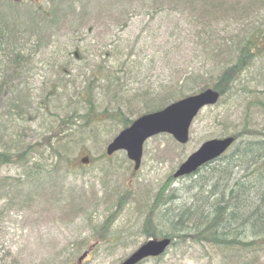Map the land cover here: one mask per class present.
<instances>
[{
    "label": "trees",
    "instance_id": "16d2710c",
    "mask_svg": "<svg viewBox=\"0 0 264 264\" xmlns=\"http://www.w3.org/2000/svg\"><path fill=\"white\" fill-rule=\"evenodd\" d=\"M78 1L43 0L40 4V0H0V116L6 115L0 119V235L10 214L21 217L29 211L38 214L37 221L47 213L52 214V221L64 223L85 217L93 231H80L52 263L39 264H84L78 258L93 249L91 237L106 238L107 243L114 240V246L130 245V230L110 236L115 219L127 205L125 199L130 198V187L122 181L124 187L113 197L112 191L102 188L99 196L97 185L124 179L126 172L121 168L131 174L135 170L126 154L119 164L110 162L114 154H106L105 144L135 117L187 94L212 87L222 97L238 89L244 111L237 117L223 115L215 120L221 134L234 136L232 147L195 173L177 179L180 181L169 175L153 195L137 204L136 212L142 215L138 230L146 238L170 237L173 246H209L224 264H259L264 258V118L258 123L255 115L264 114V103L254 96H264L259 89L264 86V0ZM142 11H147L149 23L165 14L174 16L163 34L164 26L158 27L153 45H149L152 48L138 46L147 25L132 43L119 37L105 41V32L115 26L126 27L131 16ZM89 17L99 24L87 28L96 42L87 48L72 41L65 49L71 56L58 66L51 88H44L40 96H46L45 103L62 94L58 89L69 96L68 85L76 81L71 65L78 55L87 60L86 84L75 85L72 91L77 97H68L65 112L56 115V128L37 134L38 127L30 123H38V110L23 72L58 34H83ZM47 52L56 54L52 47ZM144 64L152 65L151 70L161 77L147 83L138 81ZM99 93L111 96L114 107L102 108ZM254 106H258L256 110ZM26 135L31 140L27 141ZM85 142L96 148L98 155L94 165L88 167L85 161L79 167L82 173L75 171L80 173V182L74 188L68 183V174ZM9 165H16L18 171L3 174ZM101 203H109L110 214L99 224L93 223L90 216ZM195 207L208 211L196 229L184 225Z\"/></svg>",
    "mask_w": 264,
    "mask_h": 264
},
{
    "label": "rangeland",
    "instance_id": "374dc122",
    "mask_svg": "<svg viewBox=\"0 0 264 264\" xmlns=\"http://www.w3.org/2000/svg\"><path fill=\"white\" fill-rule=\"evenodd\" d=\"M42 2L43 0H40V4H42ZM80 3H84V1L81 0L77 2V4ZM144 12L147 11L133 14L129 19L127 26L124 28H117L116 26L110 28L107 33L105 32V41L112 42L119 37L127 38L130 40V43H132L135 37L138 34H141L142 30L145 29V25H147L149 26V29L143 33L141 41L138 42V46L141 44L143 46L153 45V36L158 34V27L162 25L164 26L160 31V33L163 34L174 19V16L165 14L163 16H158L156 21L149 23L147 21L149 15ZM104 15L109 16L107 13ZM161 19L162 22L160 21ZM94 23L95 21L93 18H87V25L83 27L84 29L82 30L83 34L78 33L77 37H74L73 34L68 32H66L63 37H60L61 35L58 34L56 39L54 38L55 41L53 40L54 42L50 43V46L34 55V59L29 65L30 68L23 72L24 82L27 86L32 88L30 89V94L32 95L33 106L38 110L36 113L38 123H30L31 127H33V125L38 127L37 134H40V131H42L41 134H44L46 131L54 130L56 128V115H62L65 112L64 110H66L69 103L68 97L71 96L72 100L77 97L75 92L72 91L75 88V85L81 86L86 84V76L89 75V72L84 62L87 60H80V56L78 55V58L73 60L74 64L71 65L73 74H75L73 77H76V81L75 85L72 83H69L68 85V92L66 93L69 96H66L65 93L59 89L58 91L62 94L59 96L53 95L56 96V98L51 97L49 99L50 101H47V103L43 100L46 96H40V94L46 91L44 88H51V82H53L56 77L55 70L60 69L63 66V62L68 60V56H71H67L65 49L69 48V44L72 41H76L79 45H84L87 48H90V46L96 42L94 33L89 32L87 29L89 25ZM95 24L99 25L98 23ZM51 47L55 50L56 54L49 55L47 50L51 49ZM95 58L99 57L92 56V59ZM93 62L95 61H89V63ZM59 65L61 67H58ZM144 67H148L149 71L146 72L143 69ZM259 67L260 65L256 64L255 68L260 70ZM80 69H82L81 74L78 73ZM151 69L152 65L144 64L141 68L140 79H135V81L143 80V82L147 83L148 81H153L156 78L161 77L158 72ZM258 75L259 72H257L255 76ZM259 89L262 90V92H260L262 95L264 92V86L259 87ZM110 97L111 96H101V93H99L98 98L102 108H104L105 105L114 107L115 102L110 100ZM254 97L264 103V96ZM242 104V96H240V91L238 89L222 96L219 104L203 109L199 116L194 120L190 128V140L187 144L180 145L176 143L168 134L153 136L144 143L143 156L139 169L131 174V172L125 168H121L123 172H126L124 179L121 178V180H115L113 178L109 179V183L104 186L97 185L99 196L100 188H102L104 192L111 193L110 191H112L111 196L113 197L118 188L124 187V185L130 187V198L125 199L127 205L123 208L121 214L119 216L117 215L118 218L115 219L110 231V234H112L110 236H118V234L121 235L122 232L130 230V245L114 246V240L107 243L108 241H106V238H98L97 240L96 237H91L90 243L93 244V249L91 248V252L83 261L84 264H117L122 258L127 256L132 250L147 239L138 230L142 215H139L136 212L137 204L144 203L150 195H153L158 186L163 183L169 175H172L178 164L191 152L197 149L201 142L210 138L223 137L224 135L221 134L220 131V123L215 120L220 119L223 115H228L230 118L237 117L241 111H244L245 107ZM257 107L258 106H254L253 108L256 110ZM5 116H0V119L1 117L2 119L6 118ZM263 118L264 114L262 112H260V114L256 113L255 120L258 123H260ZM224 122H228V120H225ZM20 125H22V127L27 126L25 123H20ZM25 139L27 141L31 140L27 135L25 136ZM124 154L125 152L123 150L117 151L112 155L110 162L119 164ZM97 155L98 150L93 148L89 143L82 147L77 158L75 160L73 159V169L68 174V183L70 182L72 187L78 184L80 173L76 172L79 170V167H81V163H85L86 161L85 164L88 167H91L94 165V158ZM85 157H91L93 160L82 159ZM18 169L19 168L16 165H9L3 168L2 173L12 175L14 172H17ZM131 169L133 170V165ZM79 171L82 173V170ZM108 206L109 203H101L99 205L98 209L90 216V218L93 219V223L99 224L106 214H110ZM28 212L24 213V215L22 214L21 217H15L10 214L11 218L4 222V225L1 228L2 234L0 235V264H13L14 262H19V264H39L43 261L48 262L50 260L52 263L56 257L61 254L60 252L65 248V244L68 241L74 240L75 237L77 238L80 231L88 234L93 232H91V228L87 226L85 217H78L73 222L64 223L60 219L52 221V214L47 213V217L42 218V221H37L38 214L33 212L28 214ZM25 215H27V218L24 219L23 217ZM23 219L25 221H23ZM96 244H99V246L97 247ZM224 263L225 261H221L215 250L209 246L187 243L175 245L169 248L167 253L162 257L158 259H149L143 264ZM259 264H264V258Z\"/></svg>",
    "mask_w": 264,
    "mask_h": 264
},
{
    "label": "water",
    "instance_id": "95a60500",
    "mask_svg": "<svg viewBox=\"0 0 264 264\" xmlns=\"http://www.w3.org/2000/svg\"><path fill=\"white\" fill-rule=\"evenodd\" d=\"M218 98V91L207 88L171 102L162 109L145 113L133 120L108 143L106 153L111 155L117 150H125L127 157L134 162V169H138L142 158L143 143L147 138L162 132L169 133L179 143H186L194 117L204 106L215 104ZM233 140L232 136L206 140L187 157L173 176L179 177L196 171L202 164L223 153ZM169 244L170 239L167 237L149 239L119 264H137L147 257L160 255ZM85 255L86 252L83 256Z\"/></svg>",
    "mask_w": 264,
    "mask_h": 264
},
{
    "label": "bare ground",
    "instance_id": "6f19581e",
    "mask_svg": "<svg viewBox=\"0 0 264 264\" xmlns=\"http://www.w3.org/2000/svg\"><path fill=\"white\" fill-rule=\"evenodd\" d=\"M174 195H175L174 198L177 200L178 195L176 193H174ZM195 212H197V213H195ZM206 213H208L207 210L203 212L201 209L195 207L189 213L188 216L190 218L185 220L184 225L190 226V227L196 229L198 227V225H201V223L204 221L205 217L207 216Z\"/></svg>",
    "mask_w": 264,
    "mask_h": 264
}]
</instances>
